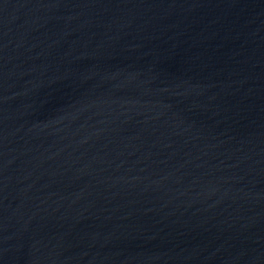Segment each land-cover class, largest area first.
I'll list each match as a JSON object with an SVG mask.
<instances>
[{"label":"water","instance_id":"water-1","mask_svg":"<svg viewBox=\"0 0 264 264\" xmlns=\"http://www.w3.org/2000/svg\"><path fill=\"white\" fill-rule=\"evenodd\" d=\"M0 264H207L0 171Z\"/></svg>","mask_w":264,"mask_h":264}]
</instances>
